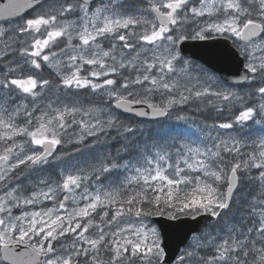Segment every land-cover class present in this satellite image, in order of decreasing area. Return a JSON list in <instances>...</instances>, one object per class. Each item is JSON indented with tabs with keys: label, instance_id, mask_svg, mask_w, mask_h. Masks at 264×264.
<instances>
[{
	"label": "snow or ice",
	"instance_id": "1",
	"mask_svg": "<svg viewBox=\"0 0 264 264\" xmlns=\"http://www.w3.org/2000/svg\"><path fill=\"white\" fill-rule=\"evenodd\" d=\"M0 43V264H264V0H0Z\"/></svg>",
	"mask_w": 264,
	"mask_h": 264
},
{
	"label": "water",
	"instance_id": "2",
	"mask_svg": "<svg viewBox=\"0 0 264 264\" xmlns=\"http://www.w3.org/2000/svg\"><path fill=\"white\" fill-rule=\"evenodd\" d=\"M190 47L188 54L191 58L201 61L202 63L211 66L218 74L228 77L230 79H236L235 76L230 74L235 71L236 61L231 58H225L224 53L227 45L230 42L226 41H192L189 42ZM202 223V222H201ZM201 224L195 221H190L188 226L178 230L179 233L188 231V228H199ZM177 230H169V245L170 254H175V249L179 243L177 238ZM183 246L181 245V248Z\"/></svg>",
	"mask_w": 264,
	"mask_h": 264
},
{
	"label": "trees",
	"instance_id": "3",
	"mask_svg": "<svg viewBox=\"0 0 264 264\" xmlns=\"http://www.w3.org/2000/svg\"><path fill=\"white\" fill-rule=\"evenodd\" d=\"M45 76H48L46 73H45ZM172 123H176L175 121H173ZM197 123H202V118L198 117V116H194L193 119L185 124H182L183 127H185L189 133L191 134V136H196V130L194 128V126L197 124ZM159 125H155V127L149 123L147 128L145 129V135H151L154 131H155V128H158ZM247 132L249 133H252V134H258V130H255V129H249L247 130ZM116 144L115 143H112L111 145L109 146H105V145H99L97 146V151L99 152H104L106 150V147L110 148L111 150H114L116 148ZM83 151L85 153H87L88 149H83ZM49 170V169H48ZM51 172L54 173L55 172V169L54 167L52 166L51 168ZM249 192V187L248 185H245V184H241L240 185V188L238 190V193H239V196L241 197V203H243V196L245 194H247ZM235 211V209H234Z\"/></svg>",
	"mask_w": 264,
	"mask_h": 264
},
{
	"label": "flooded vegetation",
	"instance_id": "4",
	"mask_svg": "<svg viewBox=\"0 0 264 264\" xmlns=\"http://www.w3.org/2000/svg\"><path fill=\"white\" fill-rule=\"evenodd\" d=\"M125 4H126V7L128 8V10L134 11L137 8V6L140 4V0H125ZM2 48H3V44L0 43V49H2ZM53 167H55V166H53ZM51 168L52 167L49 168L50 172H51ZM53 174H55V172Z\"/></svg>",
	"mask_w": 264,
	"mask_h": 264
},
{
	"label": "rangeland",
	"instance_id": "5",
	"mask_svg": "<svg viewBox=\"0 0 264 264\" xmlns=\"http://www.w3.org/2000/svg\"><path fill=\"white\" fill-rule=\"evenodd\" d=\"M45 73L49 76V73L47 71H45ZM85 103H87V100L85 101ZM200 127H201V123H197L194 128L196 130V135H198L200 133ZM249 130V129H248ZM247 131V130H246ZM259 134V133H258ZM256 134V135H258ZM196 136H193L192 139H195ZM80 153H75V156H79Z\"/></svg>",
	"mask_w": 264,
	"mask_h": 264
}]
</instances>
